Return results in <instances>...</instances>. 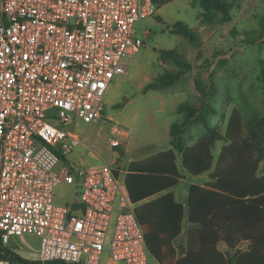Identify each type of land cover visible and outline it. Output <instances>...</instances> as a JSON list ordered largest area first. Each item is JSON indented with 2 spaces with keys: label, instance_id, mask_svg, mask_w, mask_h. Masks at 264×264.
<instances>
[{
  "label": "built area",
  "instance_id": "obj_1",
  "mask_svg": "<svg viewBox=\"0 0 264 264\" xmlns=\"http://www.w3.org/2000/svg\"><path fill=\"white\" fill-rule=\"evenodd\" d=\"M157 11L154 0H0V264H149L117 164L130 133L103 112L125 58L144 46L133 26ZM76 121L89 126L83 138L66 130ZM98 124V138L110 126L108 156L65 166ZM63 185L71 204L54 203ZM23 235L41 239L38 253L9 246Z\"/></svg>",
  "mask_w": 264,
  "mask_h": 264
},
{
  "label": "trees",
  "instance_id": "obj_2",
  "mask_svg": "<svg viewBox=\"0 0 264 264\" xmlns=\"http://www.w3.org/2000/svg\"><path fill=\"white\" fill-rule=\"evenodd\" d=\"M172 1L154 3L160 10ZM194 6L202 9L198 18L204 24L230 23L235 17L236 0H194ZM260 25L264 33V16ZM167 28L194 45L201 43L198 30L188 25L167 24ZM255 43L249 40L250 45ZM159 53L160 61L173 62L178 69L158 76L143 93L170 88L194 70L178 50ZM195 83L200 102L178 107L182 119L171 126L172 148L133 160L125 170V184L149 254L159 264H264V116L246 122L234 109L225 130L212 127L210 116L219 113L212 102L217 99L216 84ZM194 123L203 124L208 132L189 146L185 134ZM219 141L224 145L216 156ZM181 168L192 177L208 175L205 184L190 185L185 205L169 192L184 179ZM185 221L186 241L178 248ZM221 245L227 250L222 251Z\"/></svg>",
  "mask_w": 264,
  "mask_h": 264
},
{
  "label": "rangeland",
  "instance_id": "obj_3",
  "mask_svg": "<svg viewBox=\"0 0 264 264\" xmlns=\"http://www.w3.org/2000/svg\"><path fill=\"white\" fill-rule=\"evenodd\" d=\"M202 12L201 8L194 6V0H173L158 10L156 16L133 26L135 36L143 40L144 46L139 53L125 58L128 70L114 78L103 112L104 117L130 133L129 141L120 149L121 158L117 159L122 181L124 170L132 160L172 148L171 126L182 119L178 107L184 103L198 105L200 102L197 80L207 85L214 81L217 87V99L212 102L219 113L210 116L212 127L225 130L234 109L241 112L246 122L264 116V33L260 25L264 16V0H236L235 17L225 24H204L198 18ZM176 23L197 29L201 43L194 45L183 36L171 34L167 24L173 26ZM249 40L256 43L250 45ZM161 50H178L193 64L194 70L170 88L143 93L144 87L158 76L178 69L173 62L159 60ZM88 127L76 121L66 130L83 138ZM100 128L101 124L92 127L86 145L72 149L62 163L77 169L100 165L110 152L107 148L110 126H106L98 138ZM207 132L203 124L194 123L185 134V143L191 146ZM96 140L99 144L95 151L99 157L91 154V145ZM223 145L222 141L217 143L216 156ZM261 172H264V165ZM181 174L184 179L172 190L179 198L188 196L191 184L203 185L208 180V175L192 177L182 168ZM74 191L72 186L57 187L54 203L71 204ZM40 242L36 235H23L11 238L9 246L22 253H38ZM220 248L224 250V245ZM149 264L159 263L150 257Z\"/></svg>",
  "mask_w": 264,
  "mask_h": 264
},
{
  "label": "crops",
  "instance_id": "obj_4",
  "mask_svg": "<svg viewBox=\"0 0 264 264\" xmlns=\"http://www.w3.org/2000/svg\"><path fill=\"white\" fill-rule=\"evenodd\" d=\"M150 156V155H149ZM148 157V156H147ZM146 158V157H145ZM142 159H144V158H142ZM135 160H138V159H135ZM133 161V160H132ZM125 171V170H124ZM125 176H126V171H125ZM200 177H202V176H200ZM124 180H125V178H124ZM194 184V183H193ZM192 185V184H191ZM201 185V184H200ZM176 188V187H175ZM174 189V188H173ZM173 189H171V190H169V192H173L172 190ZM174 193V192H173ZM175 194V193H174ZM175 196H176V199L179 201V202H181V203H183L184 205L186 204V201H187V197L186 198H184V197H181V198H179L178 197V195L177 194H175ZM186 227H187V223H186V221H185V225H184V231H183V233H182V235H181V237H179V239L177 240V242H176V245L178 246V248L180 247V246H183L184 244H185V241H186ZM227 250V248H226V246L224 245V250H222V251H226Z\"/></svg>",
  "mask_w": 264,
  "mask_h": 264
}]
</instances>
